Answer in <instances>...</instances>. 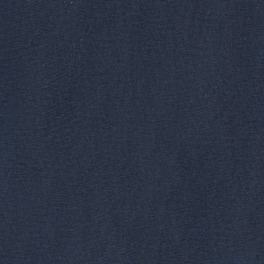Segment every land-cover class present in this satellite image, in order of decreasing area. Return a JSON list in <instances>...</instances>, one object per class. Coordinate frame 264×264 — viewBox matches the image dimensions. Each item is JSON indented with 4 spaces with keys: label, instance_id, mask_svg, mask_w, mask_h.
Segmentation results:
<instances>
[{
    "label": "water",
    "instance_id": "95a60500",
    "mask_svg": "<svg viewBox=\"0 0 264 264\" xmlns=\"http://www.w3.org/2000/svg\"><path fill=\"white\" fill-rule=\"evenodd\" d=\"M0 264H264V0H0Z\"/></svg>",
    "mask_w": 264,
    "mask_h": 264
}]
</instances>
